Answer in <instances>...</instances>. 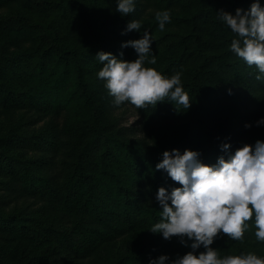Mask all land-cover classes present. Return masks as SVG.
Listing matches in <instances>:
<instances>
[{"label": "rangeland", "instance_id": "374dc122", "mask_svg": "<svg viewBox=\"0 0 264 264\" xmlns=\"http://www.w3.org/2000/svg\"><path fill=\"white\" fill-rule=\"evenodd\" d=\"M251 2L204 0L207 15L195 16V0H136L135 11L122 16L116 11V0H0V264H115L136 247L140 233L125 238L114 235L108 241L92 239V246L83 249L81 243L89 244L85 238L90 237L89 231L85 235L80 228L84 214L68 211L65 201L59 204L58 192L79 161L95 183L94 199L114 204L108 187L114 181L124 185L134 173V164H128V172L127 164L114 162L111 138L138 146L144 137L147 144L139 146L136 160L148 157L153 139H174L200 100L207 110L222 109L228 118L232 112L250 111L251 126L238 141L230 137L229 150L264 140V125L255 123L264 116V90L255 88L253 82L257 69L231 51L235 33L217 13L223 9L234 14L237 7L247 9ZM259 2L264 5V0ZM164 9L170 10L171 20L161 30L155 13ZM131 19L141 21V31L122 34ZM145 29L154 39L150 47L156 56V63L148 66L166 75L180 71L192 99L188 109L175 101L168 105V100L158 101L155 108L161 126L157 132L150 127L151 119L141 116V108L130 103L115 105L96 75L102 67L98 51L133 60L135 50L122 48L121 43L139 38ZM182 39L187 44L182 46L180 64L164 66L161 51ZM202 61L204 66H200ZM77 63L82 66L86 88L101 105L103 126L97 136L90 133L88 114L72 112L79 106L81 92L75 80ZM194 69L199 78L195 90L189 92L185 86L189 80L184 79ZM197 88L202 89L201 95ZM202 115L199 111L200 120ZM158 244L159 250L150 258L160 254L175 258L190 250L176 236L170 240L161 236ZM211 247L221 255L241 250L264 255V242L256 240L251 227L242 241L222 234ZM90 251L96 252V259Z\"/></svg>", "mask_w": 264, "mask_h": 264}, {"label": "clouds", "instance_id": "9594fccd", "mask_svg": "<svg viewBox=\"0 0 264 264\" xmlns=\"http://www.w3.org/2000/svg\"><path fill=\"white\" fill-rule=\"evenodd\" d=\"M135 8L136 0H116V11L122 16ZM217 13L218 19L235 33L229 45L231 51L247 65L255 66L256 79H264V5L252 0L247 9L237 7L234 14L223 9ZM155 17L163 30L171 20L170 10H157ZM141 28L140 20L131 19L122 34ZM153 40L145 29L139 38L123 41L122 48L131 46L137 53L133 60L98 51L96 58L102 67L97 78L104 82L117 106L128 102L138 109L168 100L188 109L192 99L182 84V73L166 75L148 66L156 63L150 47ZM255 123L264 125V116ZM250 126L245 123V127ZM220 148L224 154L211 164L202 162L197 150L185 148L180 152L173 148L162 152L155 168L164 170L180 186L171 190L158 187L155 198L160 205V219L149 230L167 240L176 236L190 250L175 258L160 254L150 258L148 264H264V255L255 251L221 255L218 248L211 247L222 234L242 241L250 227L256 240L264 242V140L241 143L231 151L229 143H221ZM200 248L203 250L197 251Z\"/></svg>", "mask_w": 264, "mask_h": 264}, {"label": "trees", "instance_id": "16d2710c", "mask_svg": "<svg viewBox=\"0 0 264 264\" xmlns=\"http://www.w3.org/2000/svg\"><path fill=\"white\" fill-rule=\"evenodd\" d=\"M195 1L197 3L194 11L195 16L207 15L208 9L204 6V0ZM192 18H194V15ZM19 21L21 22L22 19H19ZM186 44L187 41L184 39H182V42L168 43L160 53L164 66L174 67L179 65L182 54L185 52L182 46L186 48ZM159 60L161 61V59ZM204 64L205 61H202L200 66H204ZM197 71V69H194L189 72L184 79L189 80L188 85H185L190 87L189 92L195 90V81L199 78ZM75 74V80L81 86V92L79 94V106H75L72 112H75V114H80V112L81 114H88L92 119L90 133L97 136L103 126L99 114L101 105L94 101L86 88L80 63L75 65ZM253 82L255 88L264 90V79H255ZM196 92L201 95L202 89L197 88ZM171 103L172 101L166 105ZM155 107L156 105H149L141 108L140 114L150 118V127L156 129L161 126V119L158 121L159 117H157ZM206 108L205 102L199 100L198 104L196 103L191 109L192 116L177 130L174 139L173 137H170L167 141L153 139V147L148 151L150 155L140 160H136V156H138V152H141L139 146H142V143L147 144L144 137L137 141L138 146L136 144L128 145L120 139L111 138L114 141L112 147L115 150L112 153L114 162L127 164L128 172V164L131 165L132 162L134 164L132 166V172L134 173H131L132 176L127 178L124 185H119L115 181L111 186L109 185V195L114 197V204L112 205L104 200L96 201L94 199L95 183L93 178L91 179L86 175L80 161L78 166L71 170L64 186L58 192L61 196L59 204L65 201L64 205L68 211L73 209L76 213L82 212L84 214L85 218L81 220L80 228L84 229L83 234L85 235L89 231L90 237L85 238L89 244L81 243L83 249L92 246L90 242L92 239L95 241L104 239L108 241L110 236L115 235V237L125 238L140 233L141 239L139 243L137 242L136 247L119 260H116L115 264H147L145 260L156 254L159 250L158 241L162 234H154L149 230L160 219V205L155 198V193L159 186H164L168 190H171V187L180 186L164 170L155 168V164L162 158V152L164 150L170 151L173 148L178 149L180 152H183L185 148L197 150L200 153L202 162L211 164L215 162L218 155L224 154L220 148L221 143L232 142L230 137L233 135L235 136L234 140L238 141L246 132L245 123H249L250 111L242 114L232 112V117L228 118L224 115L222 109L216 110L214 113L212 108H210L211 110ZM199 111L203 112L202 120L198 117ZM162 122V126H167L166 121ZM154 132H157V129ZM134 149L136 150L135 153L133 152ZM93 231L94 234H92ZM86 253L88 254L87 251ZM89 254L92 255V259H96V256H98L95 251H90ZM120 260L121 263H119Z\"/></svg>", "mask_w": 264, "mask_h": 264}]
</instances>
